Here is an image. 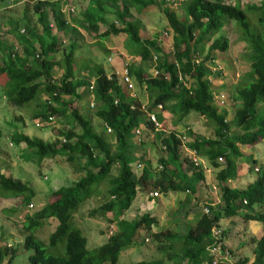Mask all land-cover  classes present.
Instances as JSON below:
<instances>
[{
  "label": "trees",
  "instance_id": "obj_1",
  "mask_svg": "<svg viewBox=\"0 0 264 264\" xmlns=\"http://www.w3.org/2000/svg\"><path fill=\"white\" fill-rule=\"evenodd\" d=\"M4 1L0 0L1 4ZM30 1L33 0L21 4L19 18L7 6L3 9L6 11L1 13L0 82L16 84L10 98L14 107L23 108L37 100L39 95H45L47 100L40 106L41 111L36 117L61 118L70 110V117L79 125L81 132L77 135L72 129L60 130V137L53 141L29 138L13 132L11 140L16 146L24 143L26 149L31 150L38 160L68 156L67 159L72 161L75 156H79L84 161V175L78 181L67 183L54 191L55 200L51 204L33 216L25 217L23 227L28 234L24 237L23 248L33 251L28 257L29 264H117L121 251L138 239L139 231L143 230L146 235H150L157 217L146 214L133 222L117 220L113 235L106 238L104 244L93 251L87 248L86 238L72 227V218L79 206L92 197L100 181L107 179L109 182L107 200L93 209L91 214L105 215L110 212L116 219L131 207L138 192L149 194L155 191L165 196L168 193L192 192L191 183L195 180L198 183L203 181L204 172L194 167L188 157H182L181 136L172 132L162 140L164 156L159 155L157 160L161 168L158 166V169H154L147 165L137 175L134 174L132 165L137 161L132 157L129 140L133 138V130L138 127L147 128L151 132L156 130L147 115L155 113L158 105L162 106L161 113H156L161 125L164 120L162 113L169 110H178L182 115L193 112L214 124L213 138L193 136L192 139L188 131L191 141L187 142V146L214 168L222 165L217 162L218 158L224 159L218 173L220 199L214 206L207 205L209 213L198 214L194 223L187 227L186 233L181 235L165 230L151 234L158 243L156 250L162 258L134 264H210L211 257L206 247L213 243V228L221 230L219 241L224 248L225 238L230 232L228 228L237 226L238 221L235 222L234 218L264 225V169L260 167V170L255 171V162H252L249 172L256 175L253 182L244 189L230 185L237 174V161L243 158L239 146H253L264 140V119L254 122L258 101L264 100V0L250 3L244 9L220 1L189 0L183 5L182 16L166 6L167 0H89L88 8L81 13L84 29L90 35H99L102 39L111 34H125L138 47L136 53L142 64H131L128 74L139 86L145 88L149 100L147 106H142L137 98L131 101L122 89L119 75L112 73L109 80L101 66H92L95 75L92 93L94 100L102 104L96 115L111 130L116 142L114 151L78 111V102L85 89L89 95L91 81H83V76L75 75L73 58L63 48L67 44L72 52L78 46L81 33L76 26L66 21L61 12L60 0ZM150 6H156L165 18L172 44L171 51L164 54V58L157 63L158 74L154 76L148 72L147 62L152 60L151 51L160 54L162 50L155 40L143 39L138 22L128 19L131 8L146 9ZM105 7L112 9L115 17V22L109 25L105 22ZM51 21L54 30L48 26ZM230 22L237 26L240 39L246 44L250 70L248 81L235 88L233 100L238 103V108L233 118L227 121L226 113L218 112L214 104L212 85L208 78L219 74L209 64L214 62L213 52L228 50V40L217 35ZM99 24L107 25L102 33L99 32ZM169 32L165 33L168 35ZM9 36L15 38L17 46L8 43ZM207 39L214 40L203 57ZM60 51L63 64L52 58ZM56 66H61L63 70L59 78L53 76ZM3 97H7L5 91ZM67 97L72 99L65 101ZM49 100L55 106L48 104ZM260 107L264 110V106ZM233 128L244 132L237 134ZM115 165L119 167V173L112 177L111 169ZM0 191L23 196L22 202L25 205L35 196L26 184L4 176L1 171ZM192 193L195 195L196 191ZM49 218L55 219L57 225L48 246L64 247L62 256L50 254L56 250L49 249L32 234L42 220ZM223 219H229L230 227L227 229L221 228L220 221ZM177 239L183 240L180 249L174 247ZM251 240L254 244L251 259L238 257L229 249L231 254L237 257L239 264H264V236ZM10 249V245L3 246L0 242V264H3L7 256L9 261H13Z\"/></svg>",
  "mask_w": 264,
  "mask_h": 264
},
{
  "label": "rangeland",
  "instance_id": "obj_2",
  "mask_svg": "<svg viewBox=\"0 0 264 264\" xmlns=\"http://www.w3.org/2000/svg\"><path fill=\"white\" fill-rule=\"evenodd\" d=\"M26 1L13 0V5H15L9 9L14 12H20L21 5H16V3L22 2L21 4H23ZM79 1L81 0H64V4L67 7L74 8V6L79 7ZM188 1L176 0V5L166 1V6L174 10L178 16H182L183 5ZM210 1L233 4L242 9L250 3L258 2V0ZM4 2V4L0 2V6H7V0ZM30 2L32 3L34 0ZM2 9L1 13L6 11ZM105 16L106 24L113 22L114 16L109 8H106ZM70 19L79 24L81 37H78V46L72 52L67 44H65L63 49H65L64 51L68 56L73 58L75 75L83 76V81L88 82L94 79L95 75L92 73L91 68L95 64L101 66L105 71L113 72L114 68L108 61L111 53H115L121 59L120 63L130 64L133 62L136 66L142 64L139 54L136 53L138 47L134 46L125 34H111L109 37L102 39L98 37L99 35H90L84 29L83 24H80L77 10L71 15ZM128 19L138 22L140 35L143 39L155 40L158 47L162 50L160 54H155L151 51L152 60L147 62V67L148 72L152 75L157 63L164 58L163 55L168 54L172 49L171 33L169 32L167 22L156 6H150L146 9L131 8ZM252 21L255 22V19ZM106 28V26H100L99 32L102 33ZM166 31L169 32L168 35L165 34ZM217 36H222L228 40V50L226 52L215 51L212 53L214 62L209 64V66L214 72H219V74L212 75L208 79H210L212 91L218 97L215 102L218 112H225L226 120L230 121L234 116L235 110L238 108V103L233 100L235 88L238 84L248 81V72L250 70L249 52L246 51V44L240 39V31L234 22L225 24L223 30ZM11 40L12 37H9V41ZM213 40L207 39L205 41L203 57L206 55L209 45ZM155 56L157 57V61H154L153 57ZM52 58L63 64L61 60L63 58L62 51L53 55ZM169 58L172 59V56H169ZM112 59L113 56H111V62ZM116 67H119V65ZM122 69L123 67L120 70ZM53 74L55 78H59L63 74L62 67L56 66ZM133 81L137 99L141 102L142 106H147L149 100L145 88L139 86L135 79ZM15 89L16 84L13 82H0V171L4 176L26 184L35 196L30 199L31 209L26 211L24 203L20 201L23 196L10 195L0 191V242L3 246L9 244L11 246L10 253H13L14 256L12 262L8 260L9 256L5 257L3 264H29L28 257L32 255L33 251L23 248L24 237L28 234L23 227L26 221L25 217L33 216L41 208L51 204L55 200L53 196L54 191L67 183L76 182L83 177L84 161L79 156H75L72 161L67 159L68 156L38 160L31 150L26 149L24 143L16 146L12 142L11 137L13 132L22 133L29 138H38L43 141H53L57 137H60L59 132L64 129H72L77 135L81 132L79 125L72 121L70 110L66 111L64 117H54V122L51 125L44 128L37 127L34 123L37 118L36 114L41 111L40 106L47 100V97L39 95L37 100L27 106L16 108L10 100ZM4 91L7 95L6 98L3 97ZM70 99L72 98H64L65 101ZM90 103L91 97L85 89L83 97L78 102V111L82 117L90 121L94 131L114 151L116 146L114 137L96 115V112L102 108V104L95 101V108L91 109L89 107ZM260 106H264V100L262 99L258 101L257 115L254 119L256 123L264 119V110ZM155 112L161 113L159 110ZM162 114L164 120L161 128L154 132L144 128L140 133V140L137 137L129 140V144L132 146V157L143 167L150 165V167L158 169L160 165L157 162L158 157L159 155L164 156L162 140L171 132L181 137H186L187 142L191 141V137L193 139V136L203 138H213L214 136V124L198 114L191 112L188 115H182L178 110H169ZM232 130L237 134L244 132L238 128H233ZM188 131L191 132V137L188 136ZM239 148L243 154V158L237 161V174L230 182V185L238 189H244L256 177L254 172H249L252 162H255V168L260 170V167H262L264 169V140H260L253 146H239ZM200 159L204 178L199 183L196 180L191 183L192 192L195 190L197 193L195 196L192 192L188 191L184 193H168L166 196L159 193L158 197L151 198L149 194L138 192L131 207L123 211L118 219L110 212L105 215L91 214L93 209L103 205L107 200L106 192L109 188V182L105 179L98 183L92 197L80 205L74 213L72 227L80 231L81 235L87 240V248L93 251V249L95 250L105 243L108 224H114L117 220L133 222L146 214L156 216L157 223L152 225L150 235H146L143 230L139 231L138 239L131 246L121 251L117 264H134L138 261H150L162 258L161 253L156 250L158 243L154 237H151V234L165 230L177 232L181 235L186 233L187 227L194 223L197 215L203 214V210L207 205L211 203L218 204L217 201L220 199L218 173L224 162H220L222 165L219 168H214L204 157L200 156ZM134 166L135 164L132 165V167ZM139 172L135 170L136 174ZM118 173L119 167L117 165L113 166L111 176L116 177ZM198 195L197 199L196 196ZM233 220L238 221L237 228L232 232V235L229 234L226 237L229 243V245L226 244V247L236 252L237 248H239V242L246 240L236 255L251 259V248L254 244L251 242L252 240L249 236L247 238L244 237L246 234L243 233L242 221L239 218H234ZM227 221L229 219L221 220L224 229L230 227ZM56 225L57 221L55 219L42 220L39 227L32 234L36 240L48 246L49 238L55 231ZM258 226H262L261 223H258ZM262 236H264V230L262 229L254 233L255 239H259ZM182 244L183 240L177 239V241H174V247L177 249H180ZM49 249L56 250L50 253L52 255H64V247L62 248L61 245L55 248L49 247ZM165 264L170 263L165 262Z\"/></svg>",
  "mask_w": 264,
  "mask_h": 264
},
{
  "label": "built area",
  "instance_id": "obj_3",
  "mask_svg": "<svg viewBox=\"0 0 264 264\" xmlns=\"http://www.w3.org/2000/svg\"><path fill=\"white\" fill-rule=\"evenodd\" d=\"M174 2V5H176V0H171ZM74 10L72 7H69L67 8V11L66 13L69 14V13H73ZM49 28L50 29H53L54 30V23L51 22L49 23ZM166 34V33H165ZM167 35V34H166ZM108 61L110 62L111 61V57L108 58ZM154 61H157V57H154ZM198 62V61H196ZM112 73H115L116 75H119L120 76V83L122 85V89L123 91H125L131 101L135 100L137 98L136 94H135V86L131 80V77L129 76L128 74V64H124L123 66V69L122 70H116V71H113L109 74H107V78L110 80L111 79V74ZM158 74V70L155 68L153 70V76L154 75H157ZM210 81V79H208ZM92 88H93V82H91L90 86H89V90H88V93L91 97V103L89 104V107L91 109H93L95 107V104H94V101H93V93H92ZM213 92V91H212ZM213 95H214V104L217 105L215 102H216V99L218 98L216 96V93L213 92ZM48 104L52 105V106H55L53 104V102H51L50 100L48 101ZM162 106L161 105H158L157 106V109L158 110H161ZM148 118H149V121H151L156 129V131L161 128V124L158 122L157 120V117H156V113H149L148 115ZM53 122V118L52 117H49L47 121H42L40 119H37L34 121L35 125L37 127H44L45 125L49 124V123H52ZM107 130L110 132V129L107 128ZM140 133H141V129L140 128H136L134 131H133V134L135 136V138L137 137L138 140L139 139V136H140ZM181 140H182V145L180 147V150L182 152V154L186 157H188L190 159V161L192 162L193 166L196 167L198 170H202L203 171V168H202V165H201V159L200 157L198 156L197 152L195 150H192L190 149L188 146H187V140H186V137H181ZM162 149L165 150V147L162 146ZM217 162H224L223 161V158H218L217 159ZM137 169H140L141 168V165L138 164L136 166ZM159 168H161V166H159ZM257 169L255 168V171ZM188 192V191H186ZM149 196L150 197H158L159 196V193L158 192H150L149 193ZM244 203H246L244 201ZM210 206H214L215 204H209ZM29 208H31V205H29ZM209 213V208H207V206L204 208L203 210V214H208ZM112 229L113 227L110 226V231L109 233L111 234L112 233ZM220 234H221V230L220 229H217V228H213L212 231H211V237L213 239V243L207 245L206 247V252L208 254L209 257H211V262L210 264H239L238 263V260H237V257H234L229 248L227 247H224L223 248V244L219 241V237H220Z\"/></svg>",
  "mask_w": 264,
  "mask_h": 264
},
{
  "label": "crops",
  "instance_id": "obj_4",
  "mask_svg": "<svg viewBox=\"0 0 264 264\" xmlns=\"http://www.w3.org/2000/svg\"><path fill=\"white\" fill-rule=\"evenodd\" d=\"M170 4H173L174 5V2L173 1H171V0H167ZM22 3V2H21ZM21 3L19 2V3H16V5H18V4H20L21 5ZM60 6H61V12H62V14L65 16V19L68 21V23H70L72 26H76L77 28H78V30H79V32L81 33V29H80V27H79V24L77 23V22H75L74 20L72 21L71 19H70V17H71V15H73L74 13H75V11L77 10V14H78V16H79V19H80V24H83V22H82V18H81V13L83 12V11H85L87 8H88V6H89V0H81V1H79V7H75L74 6V8H73V10H74V12L73 13H69V14H67L66 13V11H67V8H69V7H67V5H65L64 4V0H60ZM15 5V4H14ZM14 5H12V6H7V8H13V6ZM2 7L3 6H0V8L2 9ZM6 6H4L3 7V9L5 8ZM10 8V9H11ZM106 8H109V7H105V10H106ZM1 9H0V16L2 15L1 14ZM2 9V10H3ZM110 9V8H109ZM111 11H112V9H110ZM16 11V10H15ZM112 13H113V11H112ZM5 15H6V13H5ZM76 15V14H75ZM113 16H114V13H113ZM15 17H17V18H19L20 17V15H19V12H17L16 11V15H15ZM106 17V16H105ZM1 18V17H0ZM3 19H4V17H3ZM114 20H115V17H114ZM113 20V22H111V23H114L115 21ZM105 22H106V20H105ZM110 23V24H111ZM84 25V24H83ZM107 25H109V24H107ZM106 25V26H107ZM100 26H103L102 24H99V27ZM6 28H3V30H5ZM9 37H12V40L11 41H9ZM8 37V39H7V41H8V43H10V44H14V45H17V41L15 40V38L13 37V36H9ZM111 56H113V59H112V62L110 61V63H111V65H112V67L114 68L113 70L114 71H116V70H120L123 66H124V62L122 63H120L119 61L121 60L118 56H116V54L115 53H111ZM110 56V57H111ZM117 61H118V65H119V67H116V66H118L117 65ZM124 61V60H123ZM131 64H133V65H135V63H133V62H131L130 63V65ZM129 65V66H130ZM106 73H109L108 71H106ZM199 185V184H198ZM235 188V187H234ZM238 189V188H237ZM197 194V193H196ZM195 196V195H194ZM197 197V199H198V197H199V195L198 196H196ZM218 203H219V201H217ZM216 202V203H217ZM211 204H215V203H211ZM235 221V220H234ZM240 221H242V220H240ZM228 223H229V221H227ZM235 222H237V221H235ZM258 223H260V222H256V221H249V222H244V221H242V229H243V233L244 234H246L244 237H248L249 236V238L250 239H255V237H254V233L255 232H257L258 230H260V229H262V230H264V226H263V224L261 223V225L262 226H258ZM238 224V223H237ZM220 225H221V228L222 229H224L223 227H222V224H221V221H220ZM240 227V226H239ZM235 228H237V226L235 225V226H232L231 228H228L229 230H230V232L228 233V235L229 234H231L232 235V232L235 230ZM257 230V231H256ZM246 240H244V241H240L239 242V248H237V250H236V252H234V254H237V253H239V250H240V248H241V246H243V243L245 242ZM225 244H227V245H229V243L227 242V239L225 238ZM253 248H254V245H252V248H251V250H253Z\"/></svg>",
  "mask_w": 264,
  "mask_h": 264
},
{
  "label": "clouds",
  "instance_id": "obj_5",
  "mask_svg": "<svg viewBox=\"0 0 264 264\" xmlns=\"http://www.w3.org/2000/svg\"><path fill=\"white\" fill-rule=\"evenodd\" d=\"M13 5V0H7V6H12ZM7 8V7H6ZM65 17V16H64ZM67 21V20H66ZM51 22H53V21H51ZM51 22H49V23H51ZM68 22V21H67ZM49 26V25H48ZM21 32H23V30L21 31ZM64 42H65V40H64ZM17 46V45H16ZM129 65L130 64H128V67H129ZM114 71V70H113ZM109 73H111V72H109ZM109 73H106V75L107 74H109ZM131 80H132V82H133V84H134V81H133V79L131 78ZM91 82H93V80L91 81ZM135 85V84H134ZM137 96V95H136ZM93 101H94V104H95V100H94V96H93ZM95 108V107H94ZM160 111V110H159ZM156 113V112H155ZM49 118V117H48ZM48 118L47 119H41V118H36V120L37 119H40V120H42V121H47L48 120ZM53 118V122H54V117H52ZM52 122V123H53ZM52 123H49V124H47V125H45L44 127H47V126H49V125H51ZM44 127H40V128H44ZM105 128L107 129L108 127H106L105 126ZM138 128H140V127H138ZM141 129V131H143V128H140ZM134 131V130H133ZM156 131V130H155ZM110 132H111V130H110ZM109 132V133H110ZM133 138H135V136H134V134H133ZM132 138V139H133ZM65 140L63 139V142H64ZM181 147V146H180ZM181 155H182V157H185L183 154H182V152H181ZM139 163H135V166L133 167V169H134V174L135 175H137L136 173H135V170L136 171H140L142 168H143V165H141V168L140 169H137L136 168V166L138 165ZM256 169H258V168H256ZM257 171V170H256ZM151 198H153V197H151ZM156 198V197H155ZM21 202H22V199L20 200ZM23 203V202H22ZM29 205H31V203H29V204H27V205H25L24 204V208H25V210L26 211H29L31 208H29ZM109 225V227L107 228V234H106V237L107 238H109V237H111L112 235H113V233H114V224H108ZM110 226H112L113 227V229H112V233L110 234L109 233V231H110ZM6 246H9V244L8 245H6Z\"/></svg>",
  "mask_w": 264,
  "mask_h": 264
}]
</instances>
